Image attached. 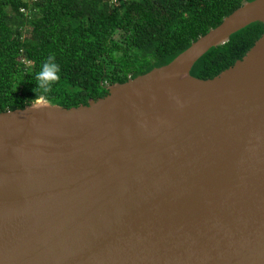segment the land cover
<instances>
[{
  "label": "water",
  "instance_id": "obj_1",
  "mask_svg": "<svg viewBox=\"0 0 264 264\" xmlns=\"http://www.w3.org/2000/svg\"><path fill=\"white\" fill-rule=\"evenodd\" d=\"M254 22L264 24V0L244 2L169 63L114 83L106 95L85 105L66 108L38 100L0 112V217L21 214L0 220V257L27 233L38 232L32 225L44 219L36 218V212L66 210L64 198L93 199L79 203V215L52 232L88 223L96 228L99 221L83 219L86 213L123 211L155 196L164 200L147 219L122 225L139 231L161 228L168 223L163 219L172 214L175 221L182 219L199 202L208 209L195 218L220 217L228 228L241 218L243 236L231 254L207 259L201 252L215 242L212 235L199 238L202 245L197 242L195 248L202 251L189 264H264V223L246 222L256 213V197H264V32L241 59L213 78L190 74L210 48ZM237 166H248L242 177L235 176ZM206 176L218 180L206 184ZM177 196L188 201H166ZM110 222L102 220L103 225ZM250 223L257 224L255 235L243 227ZM83 234L87 243L91 231ZM68 242L39 244L41 264H55L53 254L70 248ZM98 243L104 244L89 253L98 251L105 259L135 242L108 245L96 238L88 245ZM68 259L72 262L73 255ZM73 261L82 264V256Z\"/></svg>",
  "mask_w": 264,
  "mask_h": 264
},
{
  "label": "trees",
  "instance_id": "obj_2",
  "mask_svg": "<svg viewBox=\"0 0 264 264\" xmlns=\"http://www.w3.org/2000/svg\"><path fill=\"white\" fill-rule=\"evenodd\" d=\"M246 1L252 0H0V112L38 100L69 108L103 97L108 86L169 63ZM263 32L264 24L254 22L233 33L190 74L213 78ZM50 55L60 78L44 92L36 73Z\"/></svg>",
  "mask_w": 264,
  "mask_h": 264
},
{
  "label": "bare ground",
  "instance_id": "obj_3",
  "mask_svg": "<svg viewBox=\"0 0 264 264\" xmlns=\"http://www.w3.org/2000/svg\"><path fill=\"white\" fill-rule=\"evenodd\" d=\"M235 176L242 177L248 166H237ZM222 170H226L225 166L221 167ZM206 184H213L218 179L212 176H206L204 178ZM256 182H259L256 180ZM264 182V180H262ZM208 196L206 193H200L198 197ZM250 196V195H249ZM181 196L166 200L168 203L179 200L180 203L187 202V199L181 200ZM258 199L256 213L252 214L246 220L248 222L251 219H256L259 222L264 223V197H256ZM93 198H64L63 204L66 206L64 211H49V212H36V218H43L44 221L32 225L37 227V233H27L23 240L12 243V249L5 252L4 256L0 257V264H6L9 260H15L14 264H26L31 260H36L34 264H41L42 258L37 254L39 244H43L48 247L50 244H59L62 242H68L70 248L62 249L53 254L55 264H75L73 261L77 257L82 256V264H167L169 260L176 262L177 264H189L194 259V254L200 253L202 248L196 247L199 238L203 236L212 235L211 242L215 244L211 246H205L206 249L201 252L203 259H207L213 256L229 255L234 251V245L236 242H242V234L239 232L242 229V219L232 220V225L228 228L227 225L220 224V217L210 216L208 218H195V214L206 211L208 206L202 207L199 202H195V211L190 212V215L179 219L177 221L174 214L172 217L163 219L166 225L161 228H149L143 231L131 229L122 224H130L135 222H141L147 219L156 208L159 206V202L164 198L150 197L148 199H138L132 208L127 210L113 212V213H99V211H93L91 214L86 213L83 219L99 221L96 228H91L90 224H86L84 227L79 225L75 227H67V230L61 229L52 232L58 228L65 220L76 218L80 211L76 209L77 205L82 202L91 201ZM97 199V198H96ZM250 204V201L248 203ZM185 208V206H183ZM253 207L251 206L250 209ZM242 210H235L237 214ZM0 220L8 222L12 217H20L21 214L17 212H9L8 214H1ZM102 220L112 221L114 223L109 225H103ZM208 222V226L205 227L204 223ZM245 222V223H246ZM215 223V225H214ZM111 224V225H110ZM244 229L256 234L257 224L250 223L244 224ZM31 229V228H30ZM29 230V229H28ZM91 231V237L86 243L83 239L85 231ZM172 230H176L175 234ZM192 233H195L191 236ZM66 234L64 241H61V237ZM83 234L82 237L80 235ZM197 236L196 239L193 237ZM100 239L109 244H114L113 241L121 242L124 240H130L135 242L134 245L122 254L117 253L102 259V254L98 251L95 254H90L89 251L100 249L104 243L94 244L89 246L90 240ZM217 241H222V244H216ZM199 245L202 243L198 242ZM83 247L82 251H77L79 246ZM191 252V253H190ZM73 255L72 262L68 259ZM191 258V259H190Z\"/></svg>",
  "mask_w": 264,
  "mask_h": 264
},
{
  "label": "clouds",
  "instance_id": "obj_4",
  "mask_svg": "<svg viewBox=\"0 0 264 264\" xmlns=\"http://www.w3.org/2000/svg\"><path fill=\"white\" fill-rule=\"evenodd\" d=\"M60 67L55 62L53 56L47 57V59L42 63L40 71L36 73V87L43 89L47 92L51 89L52 82L60 78ZM35 93V89H33Z\"/></svg>",
  "mask_w": 264,
  "mask_h": 264
},
{
  "label": "built area",
  "instance_id": "obj_5",
  "mask_svg": "<svg viewBox=\"0 0 264 264\" xmlns=\"http://www.w3.org/2000/svg\"><path fill=\"white\" fill-rule=\"evenodd\" d=\"M23 1L28 2V3H33V2H36L37 0H23ZM109 2H110L111 4H114V3L117 2V0H109ZM21 11H22V12H26L25 9H21Z\"/></svg>",
  "mask_w": 264,
  "mask_h": 264
}]
</instances>
